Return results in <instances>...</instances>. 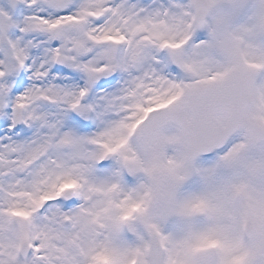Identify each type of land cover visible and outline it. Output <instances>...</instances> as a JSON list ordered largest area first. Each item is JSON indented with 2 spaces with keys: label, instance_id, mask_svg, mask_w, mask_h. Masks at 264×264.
<instances>
[{
  "label": "snow or ice",
  "instance_id": "6c2138e0",
  "mask_svg": "<svg viewBox=\"0 0 264 264\" xmlns=\"http://www.w3.org/2000/svg\"><path fill=\"white\" fill-rule=\"evenodd\" d=\"M0 264H264V0H0Z\"/></svg>",
  "mask_w": 264,
  "mask_h": 264
}]
</instances>
